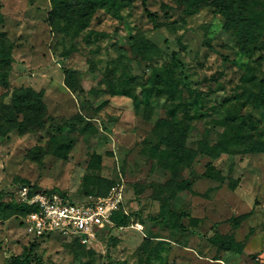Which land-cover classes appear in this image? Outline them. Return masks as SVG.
Wrapping results in <instances>:
<instances>
[{"label": "rangeland", "instance_id": "1", "mask_svg": "<svg viewBox=\"0 0 264 264\" xmlns=\"http://www.w3.org/2000/svg\"><path fill=\"white\" fill-rule=\"evenodd\" d=\"M50 1L0 0L2 29L15 43L10 89L0 86V95L42 90L49 113L66 123L51 145L46 131L0 137V192L17 200L27 181L83 201L120 183L121 210L132 217L86 246L75 238L34 239L26 217L14 216L0 221V264H20V255L27 264H264V153L245 154L237 144L218 158L199 153L182 162L164 141L182 122L188 147L215 144L236 133L223 123L235 109L252 114L264 132V107L252 105L264 85V34L263 49L247 54L224 31L220 9L188 15L175 0H127L122 20L99 9L87 28L66 31L64 23L50 25ZM251 3L264 14V0ZM141 39L149 47L138 54ZM69 68L77 91L65 84ZM167 79L174 96L161 90ZM111 86L133 97L112 96ZM181 104H191V120ZM79 115L91 131L81 132ZM209 164L218 177L207 175ZM215 236H233L242 252L223 250Z\"/></svg>", "mask_w": 264, "mask_h": 264}, {"label": "trees", "instance_id": "2", "mask_svg": "<svg viewBox=\"0 0 264 264\" xmlns=\"http://www.w3.org/2000/svg\"><path fill=\"white\" fill-rule=\"evenodd\" d=\"M127 0H51V10L49 12V22L53 27H60L64 23L66 31L72 26L76 31L87 28L90 25V19L99 9H106L112 13L118 20H122V8ZM182 8L184 13L191 15L197 13L204 7L212 6L220 9V13L227 19V23L223 27L224 31L233 35L236 40V45L245 53L253 54L262 50L260 44L261 38L264 34V14L254 12L252 9V0H175ZM149 17L154 21L156 28L159 27L157 23V16L149 13ZM5 22V16L0 13V86L5 90L10 89V77L15 62L14 50L15 43L12 42L6 31L2 29ZM210 47L211 45L208 44ZM149 43L147 39H141L137 42L135 48L138 54L143 52V49H148ZM175 59L178 58V52L173 53ZM65 84L73 91H77L75 87L74 77L75 69L69 68L64 70ZM166 91L171 95H175V83L172 79L166 81L164 84ZM7 93H9L7 91ZM110 95L124 94L133 97L131 91H119L115 87L109 88ZM8 94L0 95V137H5L12 131L16 130L20 134L36 133L46 131L49 134V145L58 141L57 136L60 134L66 123L57 120L49 113L48 106L44 100V92L37 91L32 87H18L15 88L11 94V100H8ZM172 96V97H173ZM106 104H100L97 111L102 109ZM175 105V104H174ZM184 114V120H191L192 115L189 112L191 104H181ZM253 107L259 109L264 107V85L262 92L253 102ZM139 109V104H137ZM180 105L176 104L171 109V116H177V111ZM81 122H85L81 115L76 117ZM224 124L234 125L236 127L233 132L226 131L223 139L215 144L204 143L202 149H194L187 146L188 129L182 122L173 123L169 134L164 138L165 143L179 155L182 162H192L196 156L200 154L208 155L212 158H218L223 153H229V149L233 145H244L243 153H264V132L259 131V121L255 119L252 114H243L239 110H230L226 115ZM89 122H85L81 132L91 131ZM60 147H58L59 149ZM42 157L45 153L44 149L38 147L36 150ZM58 153V152H55ZM207 175L211 178L218 177V172L215 171L213 165H208ZM221 177V176H220ZM24 186H28L31 192H55L57 190H44L39 186L30 184L24 181ZM113 186V185H112ZM100 194L90 193L96 196H105L110 191L111 187ZM59 192V191H58ZM66 195L65 193H62ZM166 207L165 205L163 206ZM34 210V207L19 202L13 197L7 201L4 194L0 192V221H6L14 216L26 217ZM178 220L183 218V214L175 213ZM132 215L126 214L123 210L117 212L113 220L117 227H126L129 225ZM238 221L239 219L236 218ZM49 238V237H47ZM220 239L215 236L214 241L219 243L225 251L242 252V243L235 242L233 236L222 237ZM161 243H158L153 248V253L160 249ZM86 247V246H85ZM27 253V252H26ZM27 257V255H26ZM23 261V255H20ZM20 260V261H21ZM20 264H27V262ZM147 264H152L149 260Z\"/></svg>", "mask_w": 264, "mask_h": 264}, {"label": "built area", "instance_id": "3", "mask_svg": "<svg viewBox=\"0 0 264 264\" xmlns=\"http://www.w3.org/2000/svg\"><path fill=\"white\" fill-rule=\"evenodd\" d=\"M17 194L19 202L34 207L25 218L34 239L75 238L86 246L99 240L101 231L117 227L113 217L124 203L120 183L105 196L90 195L83 201H72L58 191L32 193L28 186H22Z\"/></svg>", "mask_w": 264, "mask_h": 264}, {"label": "crops", "instance_id": "4", "mask_svg": "<svg viewBox=\"0 0 264 264\" xmlns=\"http://www.w3.org/2000/svg\"><path fill=\"white\" fill-rule=\"evenodd\" d=\"M33 88V87H32ZM35 89V88H34ZM35 90H37V89H35ZM37 91H42V90H37ZM91 105V104H90Z\"/></svg>", "mask_w": 264, "mask_h": 264}]
</instances>
